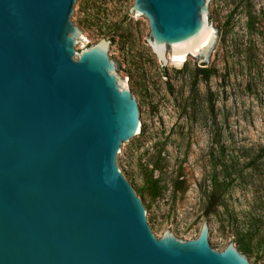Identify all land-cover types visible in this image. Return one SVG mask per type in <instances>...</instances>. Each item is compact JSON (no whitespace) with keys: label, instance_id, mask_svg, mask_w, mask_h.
<instances>
[{"label":"water","instance_id":"water-1","mask_svg":"<svg viewBox=\"0 0 264 264\" xmlns=\"http://www.w3.org/2000/svg\"><path fill=\"white\" fill-rule=\"evenodd\" d=\"M220 0H134L166 71L213 67ZM83 0H0V264H255L230 242L165 230L123 168L147 113L106 39L83 48ZM83 48V49H82Z\"/></svg>","mask_w":264,"mask_h":264},{"label":"rangeland","instance_id":"rangeland-1","mask_svg":"<svg viewBox=\"0 0 264 264\" xmlns=\"http://www.w3.org/2000/svg\"><path fill=\"white\" fill-rule=\"evenodd\" d=\"M83 3V48L100 39L115 46L113 60L147 113V136L128 146L123 168L155 209L159 237L168 229L196 238L208 220L220 251L241 240L264 264V165L249 164L264 147V0H220L213 67L169 58L168 72L150 47L148 19L134 17V0ZM210 201L218 204L207 216Z\"/></svg>","mask_w":264,"mask_h":264},{"label":"trees","instance_id":"trees-1","mask_svg":"<svg viewBox=\"0 0 264 264\" xmlns=\"http://www.w3.org/2000/svg\"><path fill=\"white\" fill-rule=\"evenodd\" d=\"M201 72L205 73L206 76H209L213 73V70L209 69V68H206V67H203L201 68L200 70ZM249 164L253 167V168H256L258 167L260 164L264 165V147L261 148L257 154H255L253 157H251L250 161H249ZM218 203L216 201H210L208 204H207V209L205 210V214L208 216L210 215V209L214 206V205H217ZM228 220L225 219L223 220V222H225ZM227 225H230L229 222L227 223ZM264 235L261 234L259 235V240H262L264 237ZM236 244H238L240 247V249L242 250H245L247 251L248 250V246L245 245V244H242L241 240H236L235 241Z\"/></svg>","mask_w":264,"mask_h":264},{"label":"bare ground","instance_id":"bare-ground-1","mask_svg":"<svg viewBox=\"0 0 264 264\" xmlns=\"http://www.w3.org/2000/svg\"><path fill=\"white\" fill-rule=\"evenodd\" d=\"M170 60H172V61H177V62H183V61H185L186 59H185V58H178L175 54H172V55L170 56Z\"/></svg>","mask_w":264,"mask_h":264}]
</instances>
